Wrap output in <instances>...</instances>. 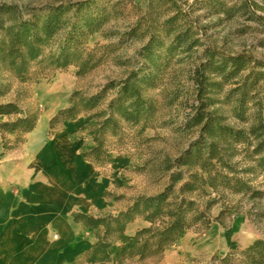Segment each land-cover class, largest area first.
<instances>
[{"label":"trees","instance_id":"obj_1","mask_svg":"<svg viewBox=\"0 0 264 264\" xmlns=\"http://www.w3.org/2000/svg\"><path fill=\"white\" fill-rule=\"evenodd\" d=\"M204 2L213 14L224 13L228 18L232 17L233 8L225 6L223 0ZM83 6L80 2L45 6L33 9L35 12L30 18L16 19L11 14L9 20L1 14L12 13L14 8H0V71L21 80L31 75L36 64L42 65L44 74L72 65L77 67L78 76L89 73L99 60L95 59L93 50L87 48L88 37L101 26V20L98 16L81 14ZM241 6L247 9L248 4L243 1ZM37 10L43 14L38 16ZM181 21L189 26L177 32L182 27ZM193 27L186 13L178 12L164 21L166 43L159 37L150 36L139 53L142 64L136 71L132 70L121 81L107 82L92 95L73 91L68 106L50 119L47 136L59 132L63 124L82 117L84 124L77 135L85 133L90 139V145H84L79 152L83 161L94 167L113 162L114 150L110 149L109 139L118 136L124 126L143 130L140 125L151 116L152 105L143 97L142 91L153 87L163 53L188 52L196 45L197 40L191 39ZM206 54L210 74L221 81L211 86L221 88L222 83L239 79L234 90L235 117L246 121L248 105H256L258 98L257 108H252H255L252 124L248 129L228 127L215 111L200 104L191 118L193 125L198 127V137L177 158L166 162L168 183L162 191L131 198L115 213H72L73 222L94 231L96 242L87 256L95 261H111L107 250L119 241L129 223L140 218L146 226L136 230L129 244L113 259L116 264H161L165 252L177 244L185 231L206 229L210 225V211L219 201H224L228 195L250 193L249 198L260 195L258 191H251L248 182L239 177L232 161L241 151L243 158L253 163V169L264 176V74L248 69V57L224 56L210 51ZM205 80L202 74L198 76L199 96L204 92ZM0 116L7 117V121L0 124V155H3L25 142L24 137L35 128L37 116L28 114L12 102H0ZM8 135L15 137L13 142L7 140ZM103 196L108 199L109 194L105 192ZM224 211L225 208L215 220ZM205 264H264V238L223 257L215 255Z\"/></svg>","mask_w":264,"mask_h":264},{"label":"rangeland","instance_id":"obj_2","mask_svg":"<svg viewBox=\"0 0 264 264\" xmlns=\"http://www.w3.org/2000/svg\"><path fill=\"white\" fill-rule=\"evenodd\" d=\"M223 1L225 6L233 8L230 18L224 13L213 14L204 0H0V8H14L12 13L2 12L1 17L6 20L11 14L16 19H27L35 12L33 9L69 2L82 3L81 14L100 17L101 26L88 37L87 48L99 60L89 73L78 76L77 67L72 65L44 74L42 65L36 64L31 75L21 80L0 71V102H12L28 114L36 115L35 128L41 121L45 122L38 137L41 141L67 138L78 146V153L84 145H90L85 133L77 135L84 124L82 117L63 124L59 132L47 136L50 119L68 106L73 91L92 95L107 82L121 81L132 70L136 71L142 64L139 53L150 36L166 43L163 23L176 13L188 14L195 26L191 29V39L197 40L196 45L188 52L163 53L153 87L142 91L152 105L151 116L140 125L143 130L124 126L108 142L114 150V161L102 167L91 164L110 200L107 208L94 215L115 213L131 198L154 195L164 189L168 183L166 162L177 158L198 137V127L191 118L200 104L215 111L228 127L248 129L252 124L251 115L259 104L258 98L256 105H248L246 121L235 117L234 90L239 79L222 83L221 88L211 86L221 81L210 74L206 52L248 57V69L264 74V0ZM243 1L248 4L247 9L242 8ZM36 14L40 16L43 12L37 10ZM186 24L181 21L182 27L177 32L184 31L189 26ZM200 74L206 78L201 96L196 85ZM253 106L256 107L252 109ZM6 121L7 117L3 116L0 124ZM6 138L13 142L15 137ZM232 162L239 177L260 195L255 198H249L250 193L226 195L224 201L211 209L210 225L206 229L185 231L177 244L165 252L161 264H205L215 255L223 257L264 238V176L253 169V163L245 160L241 151ZM224 208L221 217L215 220ZM231 230L233 237L229 241L219 236Z\"/></svg>","mask_w":264,"mask_h":264},{"label":"crops","instance_id":"obj_3","mask_svg":"<svg viewBox=\"0 0 264 264\" xmlns=\"http://www.w3.org/2000/svg\"><path fill=\"white\" fill-rule=\"evenodd\" d=\"M42 131L33 130L21 148L0 155V264H116L113 258L145 223L136 219L126 226L107 250L111 261L88 257L94 231L71 214L94 215L110 200L78 146L67 138L43 142Z\"/></svg>","mask_w":264,"mask_h":264},{"label":"bare ground","instance_id":"obj_4","mask_svg":"<svg viewBox=\"0 0 264 264\" xmlns=\"http://www.w3.org/2000/svg\"><path fill=\"white\" fill-rule=\"evenodd\" d=\"M45 127V122L43 123V121H41L37 127L35 128V135H39L40 132L43 130V128ZM219 236L224 239V240H230L233 237V231H227L224 234L223 233H219Z\"/></svg>","mask_w":264,"mask_h":264}]
</instances>
